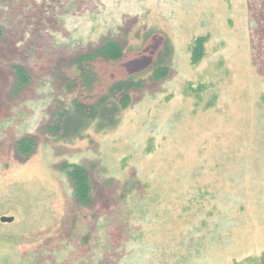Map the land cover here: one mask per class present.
I'll list each match as a JSON object with an SVG mask.
<instances>
[{"label": "rangeland", "instance_id": "rangeland-1", "mask_svg": "<svg viewBox=\"0 0 264 264\" xmlns=\"http://www.w3.org/2000/svg\"><path fill=\"white\" fill-rule=\"evenodd\" d=\"M0 28V264H264V0H0ZM108 40L122 58L73 86ZM125 77L113 127L51 139L58 109Z\"/></svg>", "mask_w": 264, "mask_h": 264}, {"label": "trees", "instance_id": "trees-1", "mask_svg": "<svg viewBox=\"0 0 264 264\" xmlns=\"http://www.w3.org/2000/svg\"><path fill=\"white\" fill-rule=\"evenodd\" d=\"M0 34L2 30L0 28ZM205 39L198 37L193 42L191 48V62H197L203 55ZM121 47L112 40L106 41L100 48L90 54H85L77 58L76 70L78 71L77 82L73 86H80L91 93L97 76L94 71L93 62L102 59L106 62H116L122 58ZM17 85L22 86L27 82V72L24 66L15 67ZM166 68L157 66L153 69V76L161 78L165 76ZM139 82V81H138ZM138 82L130 77L119 78L111 81L105 87L103 93L90 101L73 98L68 106L58 109L48 124V134L56 142H68L72 139H79L83 133L92 125L97 130L113 127L117 121L118 112L129 103L128 92ZM18 148L23 153H28L33 147V142L28 137H24L17 142ZM60 169L72 181L73 194L76 202L82 206L91 205V184L87 170L79 163L63 162Z\"/></svg>", "mask_w": 264, "mask_h": 264}, {"label": "water", "instance_id": "water-1", "mask_svg": "<svg viewBox=\"0 0 264 264\" xmlns=\"http://www.w3.org/2000/svg\"><path fill=\"white\" fill-rule=\"evenodd\" d=\"M11 220H12L11 217H2V218H1V221H4V222H9V221H11Z\"/></svg>", "mask_w": 264, "mask_h": 264}]
</instances>
